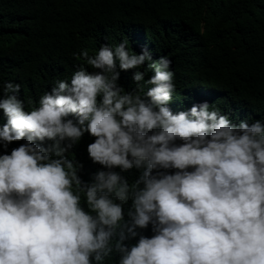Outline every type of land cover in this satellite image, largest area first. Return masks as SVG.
Here are the masks:
<instances>
[{
    "label": "clouds",
    "instance_id": "1",
    "mask_svg": "<svg viewBox=\"0 0 264 264\" xmlns=\"http://www.w3.org/2000/svg\"><path fill=\"white\" fill-rule=\"evenodd\" d=\"M120 16L95 17L84 37H110L113 20L116 44L69 57L70 79L30 110L3 82L0 146L24 142L0 154V264H264V118L233 123L207 101L179 111L171 58L130 50L118 38L135 19ZM129 69L132 91L118 84ZM85 132L104 166L90 182L66 155Z\"/></svg>",
    "mask_w": 264,
    "mask_h": 264
},
{
    "label": "trees",
    "instance_id": "2",
    "mask_svg": "<svg viewBox=\"0 0 264 264\" xmlns=\"http://www.w3.org/2000/svg\"><path fill=\"white\" fill-rule=\"evenodd\" d=\"M112 13L120 14L122 22L129 14L134 16L137 34L118 38L131 39L130 50L139 53L147 47L153 59L171 58L174 84L183 90L179 111L207 101L233 123L264 118V0H0V97L4 81L20 83L18 97L30 110L57 79H70L64 77L76 66L69 69V57L83 49L94 54L101 44H116L118 26L113 20L110 37L96 41L84 37L95 17ZM84 65L89 72L100 71ZM119 71L118 84L132 91L135 69ZM5 122L0 109V126ZM94 139L85 132L66 153L81 165V179L89 182L104 167L88 154L87 145ZM23 142L13 141L7 150L0 146V154ZM139 174L135 167L121 172L130 183ZM130 204L131 200L125 209ZM140 231L153 234L151 225ZM118 258L114 254L108 264Z\"/></svg>",
    "mask_w": 264,
    "mask_h": 264
}]
</instances>
